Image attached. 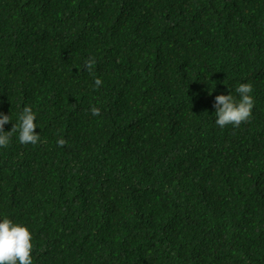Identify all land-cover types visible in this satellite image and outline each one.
<instances>
[{"label":"trees","instance_id":"1","mask_svg":"<svg viewBox=\"0 0 264 264\" xmlns=\"http://www.w3.org/2000/svg\"><path fill=\"white\" fill-rule=\"evenodd\" d=\"M0 114L32 264H264V0H0Z\"/></svg>","mask_w":264,"mask_h":264},{"label":"clouds","instance_id":"2","mask_svg":"<svg viewBox=\"0 0 264 264\" xmlns=\"http://www.w3.org/2000/svg\"><path fill=\"white\" fill-rule=\"evenodd\" d=\"M100 83L99 80L96 81ZM236 95L229 90L214 96L212 105L215 115L214 123L218 127L226 125L237 126L246 121L251 114L254 99L251 95L252 85L248 82H240L234 89ZM98 110H94L96 114ZM20 121L19 139L22 142L36 141L33 135L34 114L25 107L18 117ZM7 122L6 115L0 114V127ZM7 142V137H0V144ZM31 233L24 224L13 221L7 216H0V264H32Z\"/></svg>","mask_w":264,"mask_h":264}]
</instances>
